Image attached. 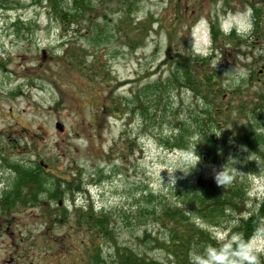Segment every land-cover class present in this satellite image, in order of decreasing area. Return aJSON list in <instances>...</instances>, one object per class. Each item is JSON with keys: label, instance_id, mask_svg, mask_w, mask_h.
<instances>
[{"label": "rangeland", "instance_id": "374dc122", "mask_svg": "<svg viewBox=\"0 0 264 264\" xmlns=\"http://www.w3.org/2000/svg\"><path fill=\"white\" fill-rule=\"evenodd\" d=\"M257 1L91 0L84 20L69 27L42 0L0 5V261L9 259L14 249L3 246L11 244L32 247L46 264H111L118 249L170 264L156 239L166 232L160 204L183 207L187 189L222 167L235 168L230 182L244 186L243 204L218 226L191 219L212 237L237 233V220L264 194V27H255L252 11L255 5L264 14V5ZM249 9L250 29L237 15ZM142 20L148 33L140 40L134 24ZM203 22L215 33L210 53ZM199 49L202 56L193 53ZM177 56H210L220 86L211 101L251 126L244 137H233L242 130L228 117L219 118L226 126H204L214 138L211 157L198 134H183L190 147L173 142L178 123L204 109L199 92L175 81L145 90L172 74ZM16 166L29 173L19 176ZM19 189L29 204L5 205L3 193ZM87 216L107 218V236L92 239L98 246L80 226Z\"/></svg>", "mask_w": 264, "mask_h": 264}, {"label": "trees", "instance_id": "16d2710c", "mask_svg": "<svg viewBox=\"0 0 264 264\" xmlns=\"http://www.w3.org/2000/svg\"><path fill=\"white\" fill-rule=\"evenodd\" d=\"M7 1L8 0H0V5H4L7 3ZM42 1L45 3V7L48 9V11L57 17L58 20L66 27H69L71 24L74 25V23H78L81 19L84 20V14L92 7L91 0H68V4L64 2V0ZM257 2H260V6L264 5V0H258ZM258 8L259 7H256L255 5L252 6V11L255 13L254 25L255 27L262 28L264 27V14L260 12ZM124 14L125 13L123 11L122 16L120 17L121 20L123 19L122 17H124ZM18 22L19 21H16L15 25ZM134 25L137 26V34L135 36L140 38V40L145 39L148 33L146 22L142 20L141 22L135 23ZM145 26L147 27V32L143 33V30H146ZM234 33V31H231L230 34ZM195 57L196 56H177L176 68L174 67L175 70H173L172 74H170L165 80H161V82L156 81L146 85L145 90H147L148 94L149 92L153 93L152 91H162L163 89L174 86L175 82H177L181 86L186 85L193 91L199 92L196 94L200 95L198 97L202 99L205 106L204 109L201 111L198 109H192L188 115L189 123H178V132L176 136L174 135L173 142L174 145L190 147L192 143L189 139H186L185 145H182V143H184L182 140L183 134L185 133V135L188 136H190V132L198 134L200 137L198 141H201L200 145H203L206 148L205 154L211 157L213 156V152L209 151V149L212 147L214 138H211L208 135V132L205 131L207 129H205L204 126H207L206 128H210L211 124L216 125L217 128L226 126L227 124L222 123L219 118L222 119L228 117L225 115L227 108H225V105L219 104L217 102L214 104L211 101L213 97L210 98V96H213L216 93V90H218L220 87L218 82L219 71L212 68L210 65V56L197 58L200 61H197ZM201 69L205 71V74L201 75L203 82L200 77L192 74L193 71H200ZM187 71L190 72V76L187 75ZM208 101L211 102V107L206 105V103H209ZM202 116H204L205 119ZM230 117L227 118L229 119V124L233 122V120H230ZM236 121L237 122L232 123L234 125L233 127L236 128L238 125L242 131L235 129L233 132V137H244L245 134L248 135V133L251 131V126H248V123L243 124L238 118ZM247 145L251 148L252 144L249 142ZM258 165L259 164L256 163L252 166ZM16 169L19 172V176H23L24 173H29V171H23V174L21 175L20 167L16 166ZM21 188H24V186ZM243 189L244 186L236 179L227 185H218L214 177L209 179H199L195 184H193L191 190L187 189L189 192L185 196L187 200L186 202H183V207L176 205L173 206L170 203L160 204L161 206L158 214L160 216L158 223H160V225L165 228L166 232L161 238L156 239L158 240L157 244L159 247L165 248L167 256L169 259H171L170 264H189L188 254L190 250L193 248H200L207 244L216 243L211 234H208L195 224V221L191 219V214H195L197 217L201 218L212 226H218L222 221H225L223 219L229 218V215L227 214L228 212L239 210V206L243 204L242 202H244V195H246L245 190ZM19 191L20 189L17 190L13 195L6 193L5 191L3 193L4 199H2V201L5 202L3 203L5 205H9L8 207L17 203L22 205L29 204L30 197H28V194L24 197L17 196L19 195ZM42 192L43 191H41V193ZM48 192L50 194V191ZM14 197L17 198L14 199ZM19 197L21 199H19ZM34 198L35 197H32V199ZM150 209V206H146L143 211H145L147 214L155 215V211ZM263 216L264 194L260 198L254 211L250 212L246 216H240V218L237 220V225L235 226L238 228L237 232L242 233L243 236L247 238L257 227H259L258 223ZM104 217H106V214H104ZM82 225H84V228L89 230V233L86 235L89 236L90 242H92V239L95 236H107V231L109 230L107 218L106 222L104 223L100 218L97 221V218H90L87 216L81 222L80 226ZM147 242L151 241L144 239L142 243L147 245ZM132 253L133 251L127 249L117 250V258L113 263L162 264V262H155L154 259H151L149 262H145V260L140 259L139 255L137 254L132 256ZM94 264L98 263L95 262ZM260 264H264V256L260 257Z\"/></svg>", "mask_w": 264, "mask_h": 264}, {"label": "clouds", "instance_id": "9594fccd", "mask_svg": "<svg viewBox=\"0 0 264 264\" xmlns=\"http://www.w3.org/2000/svg\"><path fill=\"white\" fill-rule=\"evenodd\" d=\"M237 15L247 20V27L250 29L251 10ZM238 30L244 31L245 29L240 28ZM196 161H194V165ZM234 172V167L228 170L222 167L215 172L214 179L218 185L227 184L233 179L231 173ZM230 233L231 230L213 237L216 241L215 244H207L190 250L188 254L189 264H260V256L264 255V226L257 227L247 238L239 232Z\"/></svg>", "mask_w": 264, "mask_h": 264}, {"label": "flooded vegetation", "instance_id": "af4514ba", "mask_svg": "<svg viewBox=\"0 0 264 264\" xmlns=\"http://www.w3.org/2000/svg\"><path fill=\"white\" fill-rule=\"evenodd\" d=\"M3 247L5 249L4 252L10 253L11 250H7L8 248H12L14 250L12 254L9 255V259L5 261H0V264H46L45 261L46 256L30 253L28 251L32 249V247L28 246V248H26L23 245L12 246L11 244H6ZM42 258H44V260H42Z\"/></svg>", "mask_w": 264, "mask_h": 264}, {"label": "water", "instance_id": "95a60500", "mask_svg": "<svg viewBox=\"0 0 264 264\" xmlns=\"http://www.w3.org/2000/svg\"><path fill=\"white\" fill-rule=\"evenodd\" d=\"M60 127V126H59Z\"/></svg>", "mask_w": 264, "mask_h": 264}]
</instances>
